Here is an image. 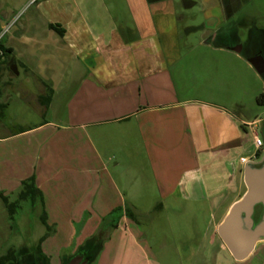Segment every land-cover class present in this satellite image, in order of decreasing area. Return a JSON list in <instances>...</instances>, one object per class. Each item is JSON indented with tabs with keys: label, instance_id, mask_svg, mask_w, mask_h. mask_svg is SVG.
Returning a JSON list of instances; mask_svg holds the SVG:
<instances>
[{
	"label": "crops",
	"instance_id": "1",
	"mask_svg": "<svg viewBox=\"0 0 264 264\" xmlns=\"http://www.w3.org/2000/svg\"><path fill=\"white\" fill-rule=\"evenodd\" d=\"M34 1L10 0V5L15 4L11 14L16 12L17 5ZM59 1L36 0L38 21H46L49 14L54 15ZM238 1H242L241 4ZM111 2L120 6L118 0H72L70 13L61 17L62 23H51L48 30H26L4 42L14 56L10 61L12 77L20 76L18 59L23 60L25 69L28 66L37 70L38 76L33 79H37L35 85L39 94L36 103L44 116L49 115L51 119H45L36 129L0 137V144L48 129L55 133L42 141L44 149L60 133H81L85 140L75 142L73 137L62 141L58 144L59 152L45 154L39 170L32 171L27 159L26 164H12L10 171H16V176H2L0 182L14 180L22 186V182L35 177L43 193L48 225L55 234L54 228L59 225L56 220H50L51 212L113 214L122 210L127 203L125 200L136 198L143 184L148 186L149 182L160 180L164 184L161 188L163 211L182 210L179 202H186L196 206L207 204L213 212L209 249L205 247L204 238L199 237L201 231L196 230L194 233L199 238L195 237L193 245L187 243L188 248L192 246L189 255L197 244H201L195 251L197 256L211 254L216 245L220 255L227 254L229 251L219 238L218 228L247 192L245 167L264 160V142L258 149L253 135L260 121H247L218 106L181 103L176 94L171 93L176 84L170 68L183 60V35L196 34L202 41L186 46L190 54L198 57L197 54L206 50L224 54L235 66L240 61L239 66L251 80L261 77L251 64L254 53L250 45H242L239 39L242 23L236 20L240 5L250 6L253 0H202L204 26L192 27L188 34L179 28L186 16L177 12L175 0H121L128 21H132L130 26L119 25L124 16L120 7V14L111 9ZM198 5V0H182L185 11ZM0 14L7 13L2 9ZM52 26L59 27L62 33H57ZM253 31L264 36V31L257 26ZM61 68L64 71L61 72ZM8 90L5 94L0 91V109L9 107L12 97ZM260 90L263 92L264 87ZM79 147H85L86 153L75 158ZM243 159L247 163H243ZM99 171H103L100 177L97 176L101 174ZM66 173L76 177L85 175L81 181L92 188L90 193L87 189L89 195L85 201H75L67 191L65 201H58L64 194H55L60 190L56 182L68 180V177L60 179ZM259 179L264 181V172L259 174ZM52 183L56 189L48 187ZM10 193L0 190V200L3 201L1 194L9 199ZM122 213L125 214L119 223L113 225L112 237L109 235L101 245L103 264L111 263L117 256L113 254V238L123 226L128 231L127 238L137 246L133 214ZM68 222L74 223L75 219L71 217ZM98 227L101 229L104 225ZM178 239L177 243L183 244L184 238ZM261 251L264 252V241L244 262H237L229 255L235 264H249ZM118 260L125 262V257L118 255ZM153 262L161 264L155 258Z\"/></svg>",
	"mask_w": 264,
	"mask_h": 264
},
{
	"label": "rangeland",
	"instance_id": "2",
	"mask_svg": "<svg viewBox=\"0 0 264 264\" xmlns=\"http://www.w3.org/2000/svg\"><path fill=\"white\" fill-rule=\"evenodd\" d=\"M0 1V13L2 9L4 13H7L4 16L0 14V35L4 34L2 37L3 42L10 41L14 35L18 36L26 30L28 32H32L33 29L48 30L49 24L57 25L62 23L61 17L70 13V5L72 4V0L56 2L58 3L57 11L53 12L54 15L49 14L47 20L41 22L38 21L36 14L37 6L34 5L36 0L33 4L17 5L16 12L12 11L13 14H11V9L15 8V4L10 5V0ZM118 1L117 4L120 6L113 5V2L109 6L118 13L119 7L121 8L124 21H120L119 25H132V21H128L130 19L127 17L128 14L124 5L121 0ZM175 2L177 3V12L181 11L186 16V20L179 23V28L181 30L184 29V34H188L189 29L192 27L201 26L202 28L204 26L205 15L203 13L204 4L202 0H198L199 5L197 8L186 11L182 7V0H175ZM238 2L241 4L242 1ZM6 6L9 8H6ZM240 6L236 20L237 23H242L239 28V39L242 45L248 47L251 43H261L264 41V36L258 34L257 31L252 32V30L257 26L258 30L264 31V0H253L250 6L246 4ZM183 38V60L170 68L173 82L176 84V88L174 87L175 89L171 93L176 94L181 103L209 104L235 113L247 121L259 120L260 124L254 130L257 131L260 139L264 142V105L258 102V99L264 95V91L260 92V89L264 87V78L254 77L255 79L251 80L239 66L240 61L235 66L230 63L231 61L224 54L206 50V53H199L200 55L197 54L198 57H196L194 54L189 53L186 46L200 44L202 37L190 34V36L183 35ZM191 56H194L195 59L190 58ZM13 57L10 56V60H13ZM18 61L20 76L12 77L11 63L4 66L2 74L0 91L5 94L8 88L12 98H10L9 107H1L0 109L1 138L15 136L23 130L36 129L45 119L46 121L51 119L49 115H46L47 117L44 116V113L41 112L36 103V97L39 94L37 85H35L37 79H33L38 76L37 70L28 66L25 69L22 65L23 60L18 59ZM60 71H64L63 68ZM251 72L256 76L253 70ZM160 91L158 90L157 92L160 93ZM178 123L180 126H184L180 122ZM54 133L53 129L43 132L36 130L26 134L24 137H18L0 144V177H10L11 175L12 178L16 176V171H10V165L16 166L22 162L26 164L27 160L32 171L34 169L39 170L44 162L45 154L59 152L58 144L62 141L73 137L75 142L85 140L84 134L81 133H73L72 135L60 133L61 135H58L56 139L47 140L49 142L44 149L42 141H46V138L49 139ZM53 147H56V149L54 150ZM77 153L74 154L75 158L85 155L86 148L79 147ZM99 172L101 174H97V176L100 177L103 171ZM84 176H81V174L77 175V177L73 174H62L60 179H66L67 177L69 179L59 182L60 185L56 182L57 187L62 190L57 189L55 194L60 192L64 194V196L60 195L58 197V201L61 203L62 200L65 201V191L71 193L75 201H85L90 193L89 190L92 188H89V186L87 188L88 183L81 181V179L85 178ZM48 187H55L56 189V185L53 183ZM163 187L164 184L160 180L151 181L148 186L143 184V188L136 198L125 200L127 203L122 206V210L133 214L135 219L133 224L136 226L135 229H137V246L133 245L127 238L128 231L126 226H123L113 238V254L117 256L112 258L111 263L155 264L153 262L155 258L161 264H235L229 253L219 254L218 245L213 246L211 254L208 252L206 256H197L198 253H195V251H198L201 246V244H197L194 246L195 250L189 255L188 250L192 249V246L188 248L187 243L189 242L193 245L196 238L198 239L200 236L204 238L206 249H209V237L212 233L211 225L214 222L213 212L207 204L196 206L186 202H179L181 207H183L182 210L165 212L162 210L164 199L161 188ZM21 189V184L14 180L0 182V190L8 193L13 191L14 194L10 193L9 195L11 202L17 200ZM19 207L14 220L11 221L3 201L0 200V257L6 255L9 250L20 249H23V256L34 257L40 239L47 233L41 220L44 215V209L40 203L33 207L31 202L28 201L23 202ZM195 208H198V210H195ZM122 210L113 214L104 212H51L49 214L50 220H56L59 228H54L56 233L54 234L53 232L54 235L47 238L41 245V251L46 253L49 264H63V260H69L75 248L77 251L83 247H86L91 252L98 248L102 251L101 245L103 246L107 237L109 235L112 237L115 232L112 231L113 225L118 224V221L125 214L122 213ZM215 215L219 218L217 213ZM71 217L75 219L74 223L68 222ZM103 221L104 223H102ZM100 224L104 225L101 228L102 230L98 229ZM196 230L201 231L199 237H196L194 233ZM100 232L104 233L103 235L101 234V240H103L101 244L98 241L95 242V239L90 241L94 235L96 238ZM178 238H184L182 239L183 244L177 243ZM101 251L90 264H103L100 257ZM118 255L125 257V262L119 261ZM183 255L185 258H183ZM263 259L264 252L261 251L256 257H253L249 264H263ZM111 263L107 262L104 264Z\"/></svg>",
	"mask_w": 264,
	"mask_h": 264
},
{
	"label": "water",
	"instance_id": "3",
	"mask_svg": "<svg viewBox=\"0 0 264 264\" xmlns=\"http://www.w3.org/2000/svg\"><path fill=\"white\" fill-rule=\"evenodd\" d=\"M257 73L264 77L263 56L251 60ZM264 160L251 162L245 167L246 194L230 210L218 228V235L226 249L237 262L246 261L257 245L264 241ZM260 209V210H259ZM89 259L77 255L66 264H90Z\"/></svg>",
	"mask_w": 264,
	"mask_h": 264
},
{
	"label": "trees",
	"instance_id": "4",
	"mask_svg": "<svg viewBox=\"0 0 264 264\" xmlns=\"http://www.w3.org/2000/svg\"><path fill=\"white\" fill-rule=\"evenodd\" d=\"M52 29H54L57 33L61 34L62 32L59 30V27L56 26H52ZM0 49L3 51V56L0 58V85L2 82V74L4 71V66L8 63H11L10 61V56L12 55V51L8 50L5 45L4 42L1 41L0 43ZM258 102L262 105H264V95L261 96V98L258 99ZM1 198L6 206V209L9 213V218L11 221L14 220L17 210L20 208L19 206L23 203V202H28L30 201L31 204L33 205V207H36L39 203L40 205L43 207L44 209V197H43V193L40 191V189L37 187L36 185V179L35 177H31L28 180H25L24 182H22V189L21 192L18 195V198L15 202H10V200L5 197L4 195L1 194ZM43 225L46 228L47 233L45 234V236H43L40 241H39V245L36 248V252L35 255L38 257V259L40 260V262L42 264H49V260L47 258V256L43 253V251H41V245L42 243L49 238L51 235H53V228L50 227L48 225V218H47V214L44 212V215L41 218ZM102 232H100L97 237H93L91 238L93 241L95 239V242L98 241L99 244H101V237H102ZM71 249V248H70ZM83 251H88V249L86 247L81 248L80 250H78L74 255H72L69 260L75 256L78 253H81ZM100 248L95 249L93 252L89 251V256L91 257V262L92 260L96 259L97 256L100 253ZM20 253V254H19ZM23 249L20 250H9L8 253L2 257H0V264H25L22 261H24L23 259ZM69 260H63V264H66Z\"/></svg>",
	"mask_w": 264,
	"mask_h": 264
},
{
	"label": "flooded vegetation",
	"instance_id": "5",
	"mask_svg": "<svg viewBox=\"0 0 264 264\" xmlns=\"http://www.w3.org/2000/svg\"><path fill=\"white\" fill-rule=\"evenodd\" d=\"M184 1H189V0H184ZM211 39L214 40L215 38H211ZM219 40H220V38H219ZM249 47L252 50V52L254 53V55H252L253 56L252 59H257L260 56L264 57V41H262L261 43H251ZM76 252H77V250L75 252L73 251L72 255H74ZM89 253H90L89 251H83L81 253L76 254L75 256L83 255L85 260L89 259L91 261V259H90L91 257L89 256ZM75 256H73L71 259H73ZM23 257H24L23 258L24 261H22V262L25 263V264H42L40 262V260L38 259V257L35 256V255H34V257L33 256L32 257H27L26 255L23 256Z\"/></svg>",
	"mask_w": 264,
	"mask_h": 264
},
{
	"label": "built area",
	"instance_id": "6",
	"mask_svg": "<svg viewBox=\"0 0 264 264\" xmlns=\"http://www.w3.org/2000/svg\"><path fill=\"white\" fill-rule=\"evenodd\" d=\"M4 36V34L0 35V43L2 41V37ZM3 56V51L0 49V58ZM254 134V139H255V146L258 148V149H261L262 146H263V141L260 139L259 135L256 133V132H253ZM243 163H247V160L246 159H243L242 160Z\"/></svg>",
	"mask_w": 264,
	"mask_h": 264
}]
</instances>
